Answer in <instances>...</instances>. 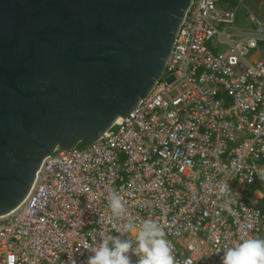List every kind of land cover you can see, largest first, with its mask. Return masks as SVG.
I'll return each mask as SVG.
<instances>
[{
	"label": "built area",
	"instance_id": "2783aa9c",
	"mask_svg": "<svg viewBox=\"0 0 264 264\" xmlns=\"http://www.w3.org/2000/svg\"><path fill=\"white\" fill-rule=\"evenodd\" d=\"M239 15L191 1L149 95L94 144L44 158L27 196L0 215V264H87L100 239L146 219L177 264H222L228 248L264 239V210L247 193L264 185V23Z\"/></svg>",
	"mask_w": 264,
	"mask_h": 264
},
{
	"label": "water",
	"instance_id": "95a60500",
	"mask_svg": "<svg viewBox=\"0 0 264 264\" xmlns=\"http://www.w3.org/2000/svg\"><path fill=\"white\" fill-rule=\"evenodd\" d=\"M192 0H0V215L42 160L94 144L163 75Z\"/></svg>",
	"mask_w": 264,
	"mask_h": 264
},
{
	"label": "clouds",
	"instance_id": "9594fccd",
	"mask_svg": "<svg viewBox=\"0 0 264 264\" xmlns=\"http://www.w3.org/2000/svg\"><path fill=\"white\" fill-rule=\"evenodd\" d=\"M228 191L227 186L221 185L222 193ZM108 205L114 219L126 214V201L115 189L109 193ZM133 231L135 239L128 238ZM132 255L138 257L136 264H177L171 242L153 219L144 220L139 229L133 221L122 223L117 235L105 236L91 247L87 264H132ZM222 264H264V239L249 238L228 248Z\"/></svg>",
	"mask_w": 264,
	"mask_h": 264
},
{
	"label": "crops",
	"instance_id": "0c3cea01",
	"mask_svg": "<svg viewBox=\"0 0 264 264\" xmlns=\"http://www.w3.org/2000/svg\"><path fill=\"white\" fill-rule=\"evenodd\" d=\"M253 1H254V4L256 3V5L258 7V10H259L258 16L259 17H263V15H264V5H263L264 4V0H261L262 2H259L258 0H253ZM245 3H247V4H245ZM251 5H253V4L252 3L250 4L249 2H246V0H240L238 2L237 6H235L234 8L238 9V12L242 14V15H239V16H241L242 18L247 19V16L252 15V16H254V17H256L258 19L257 13L251 7ZM260 22L264 23V20L261 19ZM247 193H248V196L255 197V198L259 199V200L263 198V194L259 190H256V189H250V190L247 191Z\"/></svg>",
	"mask_w": 264,
	"mask_h": 264
},
{
	"label": "trees",
	"instance_id": "16d2710c",
	"mask_svg": "<svg viewBox=\"0 0 264 264\" xmlns=\"http://www.w3.org/2000/svg\"><path fill=\"white\" fill-rule=\"evenodd\" d=\"M239 1L240 0H218L219 3L229 6V7L237 6ZM260 46H264V43H260ZM80 147L82 146L80 145ZM251 189L259 190L263 194V198L258 201V205L262 210H264V185L262 183H257L256 185H253Z\"/></svg>",
	"mask_w": 264,
	"mask_h": 264
},
{
	"label": "rangeland",
	"instance_id": "374dc122",
	"mask_svg": "<svg viewBox=\"0 0 264 264\" xmlns=\"http://www.w3.org/2000/svg\"><path fill=\"white\" fill-rule=\"evenodd\" d=\"M259 2H262L261 0H258ZM246 2H249L250 4L252 3L253 5H251V7L255 10V12L257 13V16H258V12H259V10H258V7H257V5H256V3L254 4V1L253 0H246ZM245 4H247V3H245ZM264 5V4H263ZM262 20H264V15H263V17H259L258 16V19H259V21H261V19Z\"/></svg>",
	"mask_w": 264,
	"mask_h": 264
},
{
	"label": "bare ground",
	"instance_id": "6f19581e",
	"mask_svg": "<svg viewBox=\"0 0 264 264\" xmlns=\"http://www.w3.org/2000/svg\"><path fill=\"white\" fill-rule=\"evenodd\" d=\"M120 121V119H118L117 123Z\"/></svg>",
	"mask_w": 264,
	"mask_h": 264
}]
</instances>
